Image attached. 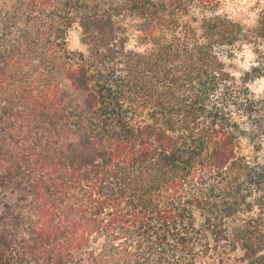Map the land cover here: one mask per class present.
<instances>
[{"label":"trees","instance_id":"1","mask_svg":"<svg viewBox=\"0 0 264 264\" xmlns=\"http://www.w3.org/2000/svg\"><path fill=\"white\" fill-rule=\"evenodd\" d=\"M220 2L0 0V264H207L222 245L264 264V211L230 224L264 181L237 149L264 135V10L246 27Z\"/></svg>","mask_w":264,"mask_h":264},{"label":"rangeland","instance_id":"2","mask_svg":"<svg viewBox=\"0 0 264 264\" xmlns=\"http://www.w3.org/2000/svg\"><path fill=\"white\" fill-rule=\"evenodd\" d=\"M262 10H264V0H221L218 7L219 14L227 16L236 22H240L246 27H254L256 25ZM127 23L130 25V39L128 47L134 48L136 46H141V40L139 41V32L132 27L134 22L132 20H128ZM67 30L66 47L70 51H85L86 47L81 40V29L78 22H73ZM253 51V46L250 44L237 47L231 58L226 59L229 70L237 77H240L243 72L248 71L257 60ZM57 81L61 82L62 85L73 95L72 98L79 102L80 96L69 88V83L64 77L59 75ZM239 83L241 84L242 82ZM248 87L255 98H263L264 76L255 78L251 82H248ZM229 109L231 114L234 115L235 120L246 128L248 120L239 114L236 106L231 104ZM255 137L256 136L252 135V131L243 129L242 133L238 136V154L241 157L246 158L251 163H258L259 166H264V135H258L257 138ZM258 186L259 187H255V190L249 193L250 188L248 184H244L242 194L245 196L246 194L250 195L245 197L242 200L241 205L238 206V212L230 221L231 226L242 224L248 218L254 217L264 211V181ZM6 199L7 198L0 196V208L2 202ZM207 264L245 263L242 261V253L240 251H231L229 246L222 245L217 251L213 252L211 259L207 261Z\"/></svg>","mask_w":264,"mask_h":264}]
</instances>
